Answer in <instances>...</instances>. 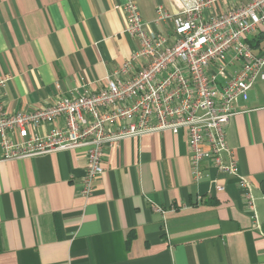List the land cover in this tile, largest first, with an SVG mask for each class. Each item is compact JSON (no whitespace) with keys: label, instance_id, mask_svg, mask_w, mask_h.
I'll use <instances>...</instances> for the list:
<instances>
[{"label":"crops","instance_id":"1","mask_svg":"<svg viewBox=\"0 0 264 264\" xmlns=\"http://www.w3.org/2000/svg\"><path fill=\"white\" fill-rule=\"evenodd\" d=\"M177 1L0 0L5 111L99 91L138 47L122 7L134 2L152 21L158 6L175 12ZM233 108L226 140L254 186L257 222L238 180L211 161L195 181L183 131L109 146L90 197L80 194L86 147L7 159L0 146V264H264V81Z\"/></svg>","mask_w":264,"mask_h":264},{"label":"built area","instance_id":"2","mask_svg":"<svg viewBox=\"0 0 264 264\" xmlns=\"http://www.w3.org/2000/svg\"><path fill=\"white\" fill-rule=\"evenodd\" d=\"M221 6L225 10L217 12ZM177 8L170 12L160 5L157 17L145 21L136 3L122 7L125 32L138 47L97 92L84 87L51 106L13 114L0 96V146L7 159L86 147L80 194L90 197L109 146L183 131L195 181L203 179L201 167L211 161L219 173L238 180L257 222L254 186L240 173L226 127L236 115L233 103L247 101L255 83L264 81V49L255 52L249 43L264 31V0H178ZM8 81L0 74V90ZM60 119L62 128L35 131ZM15 133L20 141L11 138Z\"/></svg>","mask_w":264,"mask_h":264},{"label":"trees","instance_id":"3","mask_svg":"<svg viewBox=\"0 0 264 264\" xmlns=\"http://www.w3.org/2000/svg\"><path fill=\"white\" fill-rule=\"evenodd\" d=\"M264 41L263 33H260L258 36L254 37L249 41L250 45L253 47L255 52H261L264 49L262 42Z\"/></svg>","mask_w":264,"mask_h":264}]
</instances>
